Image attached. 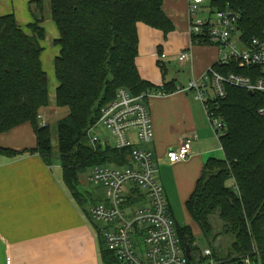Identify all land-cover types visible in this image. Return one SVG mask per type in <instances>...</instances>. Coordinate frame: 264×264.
Masks as SVG:
<instances>
[{"label": "trees", "instance_id": "trees-1", "mask_svg": "<svg viewBox=\"0 0 264 264\" xmlns=\"http://www.w3.org/2000/svg\"><path fill=\"white\" fill-rule=\"evenodd\" d=\"M213 4L230 5L241 13L244 41L262 36L264 0H214ZM30 7L36 16L27 26L30 33L13 13L0 15V134L29 122L37 147L17 151L0 146V153L11 157L38 153L48 165H59L65 187L86 210L81 175L98 164L130 163V148L91 144L89 130L97 124L102 108L121 87L133 95L176 88L173 81L159 87L141 76L136 63L138 23L165 34L174 24L164 10V0H50L51 18L60 32L55 40L60 46L54 59L55 107L69 109L56 124L55 147L51 123L43 126L38 117L51 106L49 78L41 59V41L46 38L43 0L32 1ZM217 70L223 74L252 71L233 62ZM263 105L262 93L233 86L219 100L218 112L226 123L220 139L224 157L208 159L185 203L210 242L211 255L197 250L190 226L176 224L183 248L186 244L191 248L188 264H259L258 255L264 264V118L258 112ZM220 236L230 238L224 249L213 246ZM103 258L106 264L118 263L111 250Z\"/></svg>", "mask_w": 264, "mask_h": 264}, {"label": "crops", "instance_id": "crops-1", "mask_svg": "<svg viewBox=\"0 0 264 264\" xmlns=\"http://www.w3.org/2000/svg\"><path fill=\"white\" fill-rule=\"evenodd\" d=\"M32 1L0 0V15L13 13L26 30L36 17L30 7ZM164 10L173 21L174 29L165 34L162 30L138 23L139 54L136 63L141 76L156 86L162 87L165 82L171 81L175 87L186 86L187 81L201 77L216 61L218 49L214 45L192 43L188 0H164ZM51 20L44 16L42 26L46 37L50 29L58 39L59 29ZM175 41L179 46L174 44ZM45 42L46 38L41 41L44 49ZM184 50L191 53L188 60H179L190 71L188 80L168 79L162 73L159 62L168 71L165 62H170L173 56L180 55ZM58 53L60 46L55 44L46 57L51 60ZM43 58L44 50L41 57L44 68ZM57 85L58 82L52 91L54 97ZM147 104L154 138L149 143H140L134 131L131 138L136 145L153 153L160 174L158 179L168 196L170 215L177 223L173 206L183 205L186 208L185 203L205 163L209 158L220 157L223 149L203 102L194 94L178 91L166 97L151 96ZM57 112V107L51 106L43 110L49 122L48 115H56ZM187 137L194 139L192 156L182 162L170 163L166 156L168 150L180 145ZM0 146L17 151L33 149L37 147V136L32 125L26 122L1 133ZM62 176L59 165H48L38 153L15 157L0 153V264H106L103 253L109 249L104 232L114 224L104 225L94 221L90 209L80 206L67 190ZM129 198L134 203L146 202L145 197L134 190H131ZM138 252L144 256L141 250Z\"/></svg>", "mask_w": 264, "mask_h": 264}, {"label": "built area", "instance_id": "built-area-1", "mask_svg": "<svg viewBox=\"0 0 264 264\" xmlns=\"http://www.w3.org/2000/svg\"><path fill=\"white\" fill-rule=\"evenodd\" d=\"M213 1L188 0L192 43L214 45L219 53L216 61L203 75L192 79L186 86H177L173 91L157 88L133 95L121 87L116 97L102 108L97 124L89 130L93 145L131 149L129 164H98L89 170V180L107 188L106 201L95 203L90 208V214L97 223L114 224L104 234L107 247L114 252L117 264H188L189 261L176 223L170 215L166 190L158 179L153 153L136 145L131 138L133 131L140 143H149L154 138L147 100L151 96L166 97L178 91L194 94L203 102L211 127L220 141L226 133V123L218 112L219 100L226 97L227 87L258 91L264 95V31L261 37L244 41L239 28L241 13L230 5L218 8ZM204 41L207 43L204 44ZM190 56V51L184 50L179 60L184 62ZM232 62L240 68H251V74L234 71L223 74L217 70V67H225ZM258 112L264 118V105ZM38 117L41 125L50 124L44 113ZM99 126L111 133L114 144L95 133ZM193 140L187 137L177 147L170 148L167 160L178 163L189 159L192 156ZM131 190L138 191L146 202H130ZM135 226H139L145 233V248L141 249L143 257L132 241ZM204 255H211V250L205 249Z\"/></svg>", "mask_w": 264, "mask_h": 264}, {"label": "rangeland", "instance_id": "rangeland-1", "mask_svg": "<svg viewBox=\"0 0 264 264\" xmlns=\"http://www.w3.org/2000/svg\"><path fill=\"white\" fill-rule=\"evenodd\" d=\"M50 1L49 0H43V15L46 16L47 20L50 19ZM52 21V20H51ZM26 30L30 33V31L26 28ZM48 37H46V42H45V49H44V58H43V62H44V70L46 71L48 78H49V94H50V101H51V107H55V97L54 94L52 93L53 88H54V84L57 83V79L55 77L54 74V58L53 57L51 60L49 59V57H46V54L48 53V51H50V49H53L54 45H55V40L57 37H54L55 35H53V33L50 31V29H48ZM51 42V44H50ZM175 45L179 46V43L177 41L174 42ZM173 44V47H174ZM42 45V44H41ZM59 54V53H58ZM179 54V53H178ZM177 55L176 57H172L170 59V62H165L167 63V68L168 71L164 68V66L162 64L159 63V66L162 69V73L167 75L168 79H181L183 82H186L188 80V76L190 75V71L186 70L185 67L183 66V64H181V62L179 61ZM165 60V59H163ZM51 64V69L49 70ZM193 79V78H192ZM191 79V80H192ZM189 84L190 80L187 81ZM191 95V93H190ZM54 100V101H53ZM57 107V106H56ZM58 112L56 115H48L49 119H50V123H51V128L53 131V143L54 146L57 147V128H56V124L58 122V120H60L61 118L67 116L69 114V109L67 107H57ZM95 133L99 134L102 138H106L107 140H109L112 144H114V137L111 135V133L109 131H107L105 128H103L102 126H99L96 130ZM221 146V144H220ZM220 157L217 158H223V152L221 155H219ZM222 156V157H221ZM158 169V168H157ZM157 176L159 177V169H158V173ZM81 180H82V184L84 187V191L87 194V198L88 201L86 202V207L87 208H91V205L93 204H97L100 202H105L107 199V188L103 185V184H96L92 181L89 180V171L84 173L83 175H81ZM231 183V182H229ZM167 194V193H166ZM174 209V217L178 223L177 226L179 227H183L185 224H190V226L192 227L194 236H195V245L196 248L199 252H201L204 255V251L207 248L212 249V246L210 245V242L203 237L202 232L200 233V229L199 227L193 222L189 212L187 211V209L185 207H183V205H176L173 206ZM190 220V223H188ZM176 223V224H177ZM176 226L177 232H178V228ZM144 240H145V233L142 232L141 228L139 226H135L133 235H132V241L134 244V247L136 250H144L145 245H144ZM228 240H230L229 236H220L216 242H214L213 246L217 247V248H226L227 244H228ZM258 259H259V264H261V258L258 255ZM208 259H210L208 257ZM207 259V260H208ZM251 264H253L252 262H250Z\"/></svg>", "mask_w": 264, "mask_h": 264}, {"label": "water", "instance_id": "water-1", "mask_svg": "<svg viewBox=\"0 0 264 264\" xmlns=\"http://www.w3.org/2000/svg\"><path fill=\"white\" fill-rule=\"evenodd\" d=\"M185 249H186V254H187L188 258L191 259L192 252H191L190 246L188 244H186Z\"/></svg>", "mask_w": 264, "mask_h": 264}]
</instances>
